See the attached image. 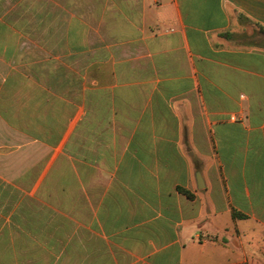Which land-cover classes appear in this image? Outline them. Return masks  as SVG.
Wrapping results in <instances>:
<instances>
[{
  "label": "crops",
  "instance_id": "crops-1",
  "mask_svg": "<svg viewBox=\"0 0 264 264\" xmlns=\"http://www.w3.org/2000/svg\"><path fill=\"white\" fill-rule=\"evenodd\" d=\"M0 264H264V0H0Z\"/></svg>",
  "mask_w": 264,
  "mask_h": 264
},
{
  "label": "water",
  "instance_id": "water-1",
  "mask_svg": "<svg viewBox=\"0 0 264 264\" xmlns=\"http://www.w3.org/2000/svg\"><path fill=\"white\" fill-rule=\"evenodd\" d=\"M201 182L202 181L200 179V176L196 177V184L198 189H201L203 187V184Z\"/></svg>",
  "mask_w": 264,
  "mask_h": 264
},
{
  "label": "trees",
  "instance_id": "trees-1",
  "mask_svg": "<svg viewBox=\"0 0 264 264\" xmlns=\"http://www.w3.org/2000/svg\"><path fill=\"white\" fill-rule=\"evenodd\" d=\"M187 197H189V198H191V195L190 194H188L187 192H185V191H182Z\"/></svg>",
  "mask_w": 264,
  "mask_h": 264
}]
</instances>
